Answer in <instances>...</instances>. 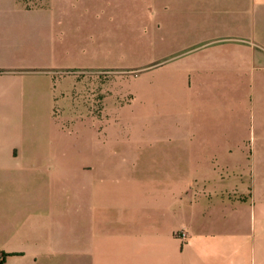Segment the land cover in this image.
Masks as SVG:
<instances>
[{
    "label": "crops",
    "instance_id": "0c3cea01",
    "mask_svg": "<svg viewBox=\"0 0 264 264\" xmlns=\"http://www.w3.org/2000/svg\"><path fill=\"white\" fill-rule=\"evenodd\" d=\"M85 118L171 150L72 162ZM0 264H264V0H0Z\"/></svg>",
    "mask_w": 264,
    "mask_h": 264
},
{
    "label": "rangeland",
    "instance_id": "374dc122",
    "mask_svg": "<svg viewBox=\"0 0 264 264\" xmlns=\"http://www.w3.org/2000/svg\"><path fill=\"white\" fill-rule=\"evenodd\" d=\"M118 45L113 46V49L117 51L119 55V59L125 58L126 52L130 56L131 52L126 51V42L130 41L134 43V51L133 59L135 62L138 60L142 61V48L136 47V43L138 42L136 39L126 40L118 39ZM141 39L139 42L141 43ZM137 50V51H136ZM138 52V53H137ZM127 56V55H126ZM122 64V65H120ZM118 67L128 66L129 63L127 61L120 62ZM124 72L116 73L118 78H122ZM84 78L87 87H86V98L88 99V105L92 109H96L100 107L102 104V99L104 94L102 91V85H104L110 79V75L106 73H89ZM84 76V75H83ZM74 95V94H73ZM76 95V94H75ZM70 106L73 109V106H76V102H74L73 96L71 97ZM95 119H71L69 120V129L71 130V140L75 142L76 149L72 150V162H94L91 154L95 153V150L92 145L89 143V134L91 136L96 134L99 142L101 141V146L98 147L99 150L98 157L102 159L104 162H159L162 158V155L165 153V150H171L164 142L160 141V136L157 132L147 133L144 132L148 129L144 130L143 128V120H128L121 119L116 124L118 129L117 139H114V143L110 144V140L106 138V124L107 120H103L106 122L104 124L101 123L102 120H99L100 126H103L104 129L99 130V127H95ZM98 122V121H97ZM79 139L81 141H79ZM82 142L81 149H79V143ZM117 142V143H115ZM88 144L90 146H88ZM80 153L85 155L80 157ZM91 158L90 160H88Z\"/></svg>",
    "mask_w": 264,
    "mask_h": 264
},
{
    "label": "built area",
    "instance_id": "2783aa9c",
    "mask_svg": "<svg viewBox=\"0 0 264 264\" xmlns=\"http://www.w3.org/2000/svg\"><path fill=\"white\" fill-rule=\"evenodd\" d=\"M178 236L181 237L183 240H187L188 239V232H186L185 230L182 232L178 233Z\"/></svg>",
    "mask_w": 264,
    "mask_h": 264
},
{
    "label": "trees",
    "instance_id": "16d2710c",
    "mask_svg": "<svg viewBox=\"0 0 264 264\" xmlns=\"http://www.w3.org/2000/svg\"><path fill=\"white\" fill-rule=\"evenodd\" d=\"M2 254V253H1Z\"/></svg>",
    "mask_w": 264,
    "mask_h": 264
}]
</instances>
